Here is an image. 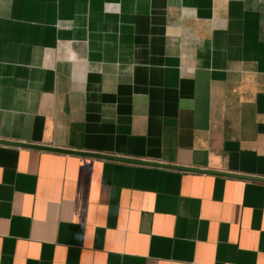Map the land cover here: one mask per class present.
<instances>
[{"label":"crops","instance_id":"crops-1","mask_svg":"<svg viewBox=\"0 0 264 264\" xmlns=\"http://www.w3.org/2000/svg\"><path fill=\"white\" fill-rule=\"evenodd\" d=\"M0 142V264H264V0H0Z\"/></svg>","mask_w":264,"mask_h":264},{"label":"water","instance_id":"water-1","mask_svg":"<svg viewBox=\"0 0 264 264\" xmlns=\"http://www.w3.org/2000/svg\"><path fill=\"white\" fill-rule=\"evenodd\" d=\"M0 143L9 144L10 142H0ZM14 145H20V144H14ZM21 146L30 147V148H34V149L55 151V152H60V153L72 154V155H78V156L91 157V158L107 159V160L109 159V160H115V161H120V162H132V163L134 162V163H139L138 161H135V160H127V159H123V158H115V157H109V156H102V155H98V154H90V153H82V152H73V151H67V150H59V149H54V148H47V147H42V146H31V145H21ZM140 163L151 164V165H158L159 166V164H152V163H146V162H140ZM162 167L175 168L174 166H166V165H164ZM177 169H181V168H177ZM184 170H186V171H193V172H203L202 170H193V169H186V168H184ZM215 174H219V175H223V176H227V177L242 178V179H247V180H252V181H262V182H264L263 179H258V178H249V177L236 176V175H230V174H222V173H215Z\"/></svg>","mask_w":264,"mask_h":264}]
</instances>
